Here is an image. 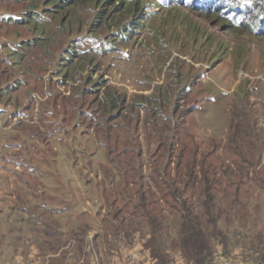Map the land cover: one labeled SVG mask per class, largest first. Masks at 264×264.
Listing matches in <instances>:
<instances>
[{
	"label": "rangeland",
	"instance_id": "obj_1",
	"mask_svg": "<svg viewBox=\"0 0 264 264\" xmlns=\"http://www.w3.org/2000/svg\"><path fill=\"white\" fill-rule=\"evenodd\" d=\"M29 1L38 4L0 0V15ZM151 6L136 26L126 17L125 32L92 24L89 8L58 35L0 22V264H151L139 234L125 244L112 233L121 218L149 232L142 211L153 202L165 235L181 216L206 225L216 249L206 264L216 253L264 264L226 251L224 227L212 224L218 206L237 218L247 202L243 220L264 225V33ZM35 35L45 48L25 51ZM18 73L7 94L4 80ZM107 88L123 98L113 112Z\"/></svg>",
	"mask_w": 264,
	"mask_h": 264
},
{
	"label": "trees",
	"instance_id": "obj_2",
	"mask_svg": "<svg viewBox=\"0 0 264 264\" xmlns=\"http://www.w3.org/2000/svg\"><path fill=\"white\" fill-rule=\"evenodd\" d=\"M32 1L38 4L33 5L29 1L30 4L19 14L10 13L9 17H6V15H0V22L4 24V22L6 23L8 19V21L11 23V21H15L17 19L16 24H18L22 21L28 20V22L33 25L34 31L36 27L37 29L42 30V34H49L50 32L53 35H58L61 30L66 32V29L68 28V22L73 20L80 9L89 8L88 10H90V15L92 16V24L96 22L97 26L101 28L109 30L116 29L118 32H125L124 30L127 27L124 20L126 17L131 16L130 24L136 26L139 23V16L151 14L149 11L150 8H152L151 2H155V4H157L158 1H160L163 5H166V8L169 10H172L174 7L178 8L180 6L188 9H194L200 12L203 16L210 18L212 22H215L216 24L221 23L223 26L231 29L236 28L235 26H238L239 28L246 27L250 30H255L254 32L260 35L264 33L260 32L264 31V0ZM44 13L53 14L57 17L56 21H52L53 26L52 24H46L50 21L44 20ZM60 13L63 16H60L59 21V15H61ZM18 15H22V17H18ZM23 44L26 48L25 51L27 50V47L33 49L38 47L39 44H42V47L45 48L44 41L39 40L36 35L28 38V40ZM24 47H22V49ZM75 53L76 52H72L70 48L66 58H69V56L73 57ZM21 56H24V54H21ZM0 59L1 61H5V58L3 57H0ZM85 63L80 65L84 66ZM68 64H70L69 69L74 74L78 72L79 64L77 62L69 61ZM68 74L70 73L68 72ZM21 81L22 79L19 77V73L14 79H10L8 77L4 80L3 90H5L8 94L10 90H15ZM103 95L107 96V101L105 104L106 110L113 112L116 106H118L120 109V101L123 100V98L117 95L116 90L114 91V89L107 88ZM1 96L2 94H0V98ZM241 112L242 110L237 113L235 112V115L244 116V114ZM12 113L15 114L16 111H12ZM188 165L191 172H187V175L190 177L188 180H190L192 177H194V173H192L194 169L193 163H188ZM108 176L111 177L112 175ZM246 205L247 202H240V204H237V213H234L237 218H227L226 214H229L228 208L226 206H223L222 208L218 206V210H221V212H218V216L213 218L212 224L215 228L219 225H221L220 227H222V229L224 227V231L226 233V241H224L226 251L231 250L228 249L230 246L241 247L243 252H251L252 255H260L261 258L259 259L264 262V256L262 255L264 252V225L254 224L255 222L249 223L248 216L245 221L243 220V216L241 215L242 211L240 210L246 209ZM156 206L157 205L155 202L149 203L147 208L142 211L145 222L148 224L149 232H146L143 226L128 229V225L125 226L128 221L125 222L124 219L121 218L120 223L113 226L112 235H119V237L125 238V244H130L133 241V236L137 238V234H139L141 237L138 238H141L144 241V248L150 251L149 261L151 264H178L177 258H183L184 256L186 259L185 264H206L216 251L214 248L213 250L207 248L209 239L207 238L208 229L206 230V225L204 223H200L199 221H197L194 225L195 222L192 220L190 223H188L187 221H184L183 217L181 216V218L176 220L174 223L176 229L172 232L168 231L167 236L163 234V231L164 228L168 226V221L165 220V218H160L158 214L155 213L154 210ZM184 208L186 212H190V209L187 208L186 205H184ZM209 211L214 213V209ZM199 217L200 216L197 214L196 218ZM134 221L135 220H131V222L128 224ZM121 229L124 235L123 237L120 236L119 233ZM129 247H127L126 250H128Z\"/></svg>",
	"mask_w": 264,
	"mask_h": 264
},
{
	"label": "built area",
	"instance_id": "obj_3",
	"mask_svg": "<svg viewBox=\"0 0 264 264\" xmlns=\"http://www.w3.org/2000/svg\"><path fill=\"white\" fill-rule=\"evenodd\" d=\"M208 264H252L243 257L232 258L223 253H216L212 261Z\"/></svg>",
	"mask_w": 264,
	"mask_h": 264
},
{
	"label": "crops",
	"instance_id": "obj_4",
	"mask_svg": "<svg viewBox=\"0 0 264 264\" xmlns=\"http://www.w3.org/2000/svg\"><path fill=\"white\" fill-rule=\"evenodd\" d=\"M25 222H26L25 218L22 217V221H21V223H25ZM140 253H141L140 250H138V252H137L136 255H134L133 253H129V255H130L131 257H133V258H131V260L133 261V260L135 259V257H136L138 254H140Z\"/></svg>",
	"mask_w": 264,
	"mask_h": 264
}]
</instances>
